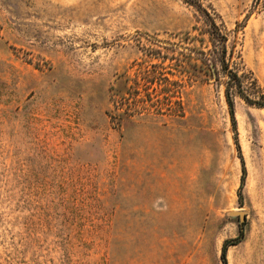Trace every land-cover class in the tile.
Returning a JSON list of instances; mask_svg holds the SVG:
<instances>
[{
    "label": "rangeland",
    "instance_id": "1",
    "mask_svg": "<svg viewBox=\"0 0 264 264\" xmlns=\"http://www.w3.org/2000/svg\"><path fill=\"white\" fill-rule=\"evenodd\" d=\"M203 3L264 88V0ZM194 26L184 0H0V264H223L241 229L227 264H264V108L235 96V134L197 70L182 116L107 114Z\"/></svg>",
    "mask_w": 264,
    "mask_h": 264
},
{
    "label": "trees",
    "instance_id": "2",
    "mask_svg": "<svg viewBox=\"0 0 264 264\" xmlns=\"http://www.w3.org/2000/svg\"><path fill=\"white\" fill-rule=\"evenodd\" d=\"M184 1L195 8L201 20V27L194 26L192 29H198L199 34L206 35V38H198L197 35L186 31L182 36H177V41H169V46L163 47L164 51L160 48H148V55L157 60L149 59L136 63L133 76L127 78L129 84L124 92L112 99L113 107L107 114L116 125L120 124L123 115L130 116L140 112L182 116L183 87L195 80L197 70L204 73L209 70L210 78L219 83L220 78L225 76L224 95L236 134L234 97L238 96L248 104L264 108V88L256 78H247V73L238 72L240 52L235 50L234 44H230L229 30L222 22L217 21V13L204 5L203 0ZM196 40L199 41L198 45L195 44ZM189 68H192L193 72ZM235 140L237 141L236 136ZM240 158L242 175L239 191L246 172L242 157ZM242 237L241 229L236 238L224 241L221 250L223 264H227V247L237 243Z\"/></svg>",
    "mask_w": 264,
    "mask_h": 264
},
{
    "label": "water",
    "instance_id": "3",
    "mask_svg": "<svg viewBox=\"0 0 264 264\" xmlns=\"http://www.w3.org/2000/svg\"><path fill=\"white\" fill-rule=\"evenodd\" d=\"M233 214H238V215H240V217L242 218V213L241 212H236V211H234V212H232Z\"/></svg>",
    "mask_w": 264,
    "mask_h": 264
}]
</instances>
